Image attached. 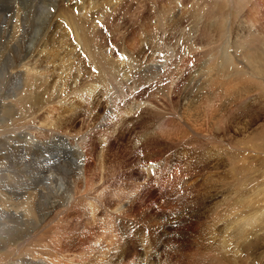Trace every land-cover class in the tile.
<instances>
[{
  "label": "rangeland",
  "instance_id": "374dc122",
  "mask_svg": "<svg viewBox=\"0 0 264 264\" xmlns=\"http://www.w3.org/2000/svg\"><path fill=\"white\" fill-rule=\"evenodd\" d=\"M0 32V205L51 207L21 242L0 231V264H264V0H0ZM227 58L249 92L207 98ZM193 94L220 110L194 128Z\"/></svg>",
  "mask_w": 264,
  "mask_h": 264
},
{
  "label": "bare ground",
  "instance_id": "6f19581e",
  "mask_svg": "<svg viewBox=\"0 0 264 264\" xmlns=\"http://www.w3.org/2000/svg\"><path fill=\"white\" fill-rule=\"evenodd\" d=\"M26 7V6H25ZM31 8V7H30ZM40 11V10H39ZM31 12V11H30ZM169 12V11H168ZM46 13V12H45ZM48 13V12H47ZM37 14V13H36ZM25 15V14H24ZM42 15V14H41ZM69 15V14H68ZM52 16V15H51ZM28 17V16H27ZM32 17V16H31ZM43 17V16H42ZM46 17H47V14H46ZM38 18H39V16H38ZM44 18H45V15H44ZM48 18V17H47ZM43 19V18H42ZM41 19V20H42ZM46 19V18H45ZM217 19V18H216ZM31 20V19H30ZM28 21V20H27ZM26 21V22H27ZM40 21V20H39ZM39 21H38V23H39ZM22 22V21H21ZM30 22V21H29ZM49 22V21H48ZM3 23V22H2ZM24 23V22H23ZM28 23V22H27ZM34 23H35V21H34ZM50 23V22H49ZM218 23V22H217ZM226 23L227 22H225V20L224 21H221L220 22V24H219V27H221V24L223 25V28H225V31H226ZM31 24H33V23H31ZM30 24V25H31ZM239 24V23H238ZM29 25V23L27 24V27H30V26H28ZM50 25V24H49ZM178 25V24H177ZM190 25V24H189ZM32 27H35V25H32L31 26V28ZM38 27H41V26H38ZM218 27V26H217ZM238 27H239V25H238ZM30 28V29H31ZM42 28V27H41ZM240 28V27H239ZM23 29V28H22ZM28 29V28H27ZM26 29V30H27ZM36 29V28H35ZM40 29V28H39ZM16 30H19V29H16ZM29 30V29H28ZM38 30V29H37ZM36 30V31H37ZM50 30V29H49ZM240 30V29H239ZM25 31V30H24ZM40 31V30H39ZM44 31H45V28H44ZM3 32V31H2ZM9 32H14V30L13 31H9ZM26 32V31H25ZM29 32V31H28ZM30 33V32H29ZM45 33H49V32H45ZM44 33V34H45ZM227 33V32H226ZM0 34H1V32H0ZM3 34H4V32H3ZM7 33H5V35H6ZM10 34V33H9ZM15 35H16V33H14ZM18 34V33H17ZM42 34V33H41ZM12 35V34H11ZM21 35V34H20ZM25 35V34H24ZM26 36H30V35H27L26 34ZM26 36H25V39H26ZM0 37H2L1 35H0ZM5 37V36H4ZM12 37V36H11ZM20 36H18V38H19ZM23 37V36H22ZM34 37V36H33ZM41 37H43V35L41 36ZM228 37V36H227ZM6 38V37H5ZM1 39V38H0ZM17 39V38H16ZM25 39H24V41H25ZM48 39V38H47ZM46 39V40H47ZM6 40H8V42H9V39H6ZM6 40H4V41H6ZM11 40H13L12 38H11ZM18 40V39H17ZM35 41H36V39H34ZM3 41V42H4ZM14 41V40H13ZM22 41V40H21ZM31 41V40H30ZM40 41V40H39ZM3 42H2V44H3ZM18 42V41H17ZM6 43V42H5ZM10 43V42H9ZM9 43H7V44H9ZM11 43H13V42H11ZM11 43H10V45H11ZM24 43H26V42H23V44ZM31 43V42H30ZM21 44H22V42H21ZM28 44V43H27ZM32 44V43H31ZM36 44V43H35ZM26 45V44H25ZM46 45V44H45ZM44 45V46H45ZM9 46V45H8ZM16 47H17V45H15ZM19 46H21L20 44H19ZM28 46V45H27ZM33 46V45H32ZM31 46V47H32ZM228 46V45H227ZM4 47H5V45H4ZM10 48H12L11 46H9ZM3 48V47H2ZM19 48V47H18ZM17 48V49H18ZM22 48V47H21ZM20 48V49H21ZM13 49V48H12ZM17 49H16V52H17ZM30 49V47H28V48H26V47H23V49H21L19 52H15V55H17L18 53H20L19 54V58H21V59H23V58H25L26 57V54L28 53V50ZM32 49H33V47H32ZM8 50V49H7ZM44 50H46V49H44ZM168 50V49H167ZM224 51H228V50H226V48H224L223 49ZM15 51V50H14ZM32 51V50H31ZM40 51V50H39ZM4 52V51H3ZM41 52V51H40ZM39 52V53H40ZM31 53V52H30ZM228 55V54H227ZM226 55V56H227ZM229 56H231V54L229 55ZM3 57H4V55H3ZM2 58V57H1ZM0 58V59H1ZM8 58L10 59V57L8 56ZM6 59V58H5ZM13 59H15V58H13ZM17 59V58H16ZM20 59V60H21ZM219 59V58H218ZM220 59H221V57H220ZM18 60V59H17ZM45 60V59H44ZM133 60L132 59H130L129 60V67L131 66V62H132ZM136 61V60H135ZM214 61H215V59H214ZM249 61V60H248ZM134 62V61H133ZM257 63V62H259V60H256V61H254V63ZM3 63V62H2ZM9 63V62H8ZM46 63V62H45ZM126 63V62H125ZM234 63V60H233V58H227V59H225V60H222V61H219V62H212V64L210 63V64H208L207 66H205V68L204 69H206V76H207V91H208V94H207V98L209 97V96H212V98L214 99V98H216L219 94H221V93H223V94H225L226 93V96L229 94L230 95V93L231 94H233V92L235 91L236 93H237V95H240L241 94V91H242V94H246V93H248L249 92V87H250V83H248V81H246L245 80V76H246V74H245V72H244V69L242 70L239 66H237V64H233ZM4 64V63H3ZM98 64V63H97ZM33 65V64H32ZM99 65H100V67H97V68H101V69H103V68H105V69H107V70H109V69H112V70H114V71H116V73L119 71V70H116L114 67H112V64L111 63H107V60L105 59V58H103V57H100L99 58ZM119 65V64H118ZM120 66V65H119ZM209 66H212V68H210ZM219 66V67H218ZM264 66V65H263ZM11 67V66H10ZM38 67V66H37ZM6 68V67H5ZM117 68H119L118 66H117ZM120 68H121V66H120ZM131 68V67H130ZM228 68H230V69H228ZM259 68V67H258ZM9 69V68H8ZM152 69V68H151ZM260 69V68H259ZM39 70V69H38ZM37 70V71H38ZM123 70H125V69H123ZM131 70V69H130ZM202 70V69H201ZM262 70V69H261ZM5 71H7V68H6V70ZM135 71V70H134ZM203 71H205V70H203ZM211 71H212V73H211ZM9 72V71H8ZM18 72V71H17ZM7 73V72H6ZM5 73V74H6ZM12 73V72H11ZM16 72H14L13 74H15ZM40 73H43V72H40ZM169 73V72H168ZM258 73V72H257ZM262 73V72H261ZM7 74H9V73H7ZM6 74V75H7ZM18 74V73H17ZM37 74V73H36ZM147 74V73H146ZM254 74V73H253ZM16 75V74H15ZM20 75V74H19ZM245 75V76H244ZM2 76V75H1ZM195 76H196V74H195ZM126 77V73H124L123 75H120L119 76V78H117L116 80H119V79H121V78H125ZM145 77V76H144ZM173 77V76H172ZM9 78V77H8ZM20 78V77H19ZM19 78H18V80L17 81H19ZM106 78H109V79H115V77H114V75L112 74V72H111V70H109L108 71V74L106 75ZM138 78V77H137ZM147 78V77H146ZM150 78V77H149ZM201 78V77H200ZM204 79V78H203ZM1 80V79H0ZM3 80V79H2ZM4 80H5V78H4ZM9 80V79H8ZM11 80V79H10ZM104 80V79H103ZM151 80V79H150ZM154 80V79H153ZM196 80V79H195ZM36 81V80H35ZM121 81V80H120ZM125 80H123V82H124ZM132 81V80H131ZM200 81H202V80H199V82ZM10 82H12V81H10ZM16 82V81H15ZM113 82V81H112ZM117 82H119V81H117ZM128 82V81H127ZM134 82V81H133ZM0 83H1V81H0ZM5 83V82H4ZM7 83V82H6ZM9 83V82H8ZM23 83V82H22ZM110 83V82H109ZM109 83H107V85H105V86H109L108 84ZM121 83V82H120ZM201 83V82H200ZM199 83V84H200ZM2 84V83H1ZM115 84H116V82H115ZM131 84V83H130ZM138 84V83H137ZM189 84H190V82H189ZM120 84H118V86H119ZM124 85H125V83H124ZM123 85V86H124ZM173 85V84H172ZM176 85V84H175ZM185 85V84H184ZM12 86H13V84H12ZM15 86V85H14ZM40 86H41V84H40ZM198 86V85H197ZM110 87V86H109ZM199 87H200V85H199ZM42 88V87H41ZM111 88V87H110ZM122 88V87H121ZM196 88V87H195ZM8 89H9V87H8ZM13 89H14V87H13ZM12 89V91H14ZM15 89H16V87H15ZM21 89V88H20ZM53 89V88H52ZM92 89H94V88H92ZM112 89V88H111ZM183 89V88H182ZM2 90V89H1ZM106 90V89H105ZM114 90H116V89H113V91ZM120 91H121V89H119ZM181 90V89H180ZM189 90V89H188ZM16 91H17V89H16ZM91 91H93V90H91ZM120 91H118L119 93H120ZM116 92V91H115ZM114 92V93H115ZM179 92V91H178ZM195 92H196V90H195ZM245 92V93H244ZM9 93V92H8ZM181 93V92H180ZM190 93V92H189ZM1 94V93H0ZM174 94V93H173ZM242 94L240 95V96H242ZM3 95H5V94H3ZM12 95V94H11ZM38 95V94H37ZM37 95H35V96H37ZM40 95V94H39ZM104 95V94H103ZM119 95V94H118ZM152 95V94H151ZM192 95V94H191ZM197 95L198 94H193V96L191 97V99H189V100H187L188 98H186V96H185V99H186V101L185 102H183L180 106H181V112H179L180 114V116H182V118L185 120V121H188V123L191 125V122H193V121H197V120H200V121H202L201 120V118H202V115L204 114V115H209V116H211L212 115V112H217V111H220L219 110V108H215V109H213L212 111L210 110V109H208V110H206L204 113H202V114H200V115H197L196 113L195 114H193V113H191V112H193V111H191V110H193L194 108L192 107V103H195L196 101H197V99H196V101L194 100L196 97H197ZM42 96H43V94H42ZM41 96V97H42ZM110 96V95H109ZM117 96V95H116ZM206 96V95H205ZM40 97V96H39ZM168 97V96H167ZM102 99V98H101ZM200 99H202V97L201 98H199V95H198V100H200ZM206 98H204V100H205ZM233 99V98H232ZM235 99V98H234ZM25 100V99H24ZM203 100V101H204ZM208 100H212V99H208ZM194 101V102H193ZM220 101V100H219ZM218 101V102H219ZM165 102H167V101H165ZM164 102V103H165ZM179 102V101H178ZM225 102V101H224ZM110 103V102H109ZM211 103V101L210 102H208V104H210ZM141 104V103H140ZM203 104V103H202ZM178 105V104H177ZM204 105H205V103H204ZM203 105V106H204ZM222 105V104H221ZM220 105V106H221ZM202 106V107H203ZM210 106H211V104H210ZM213 106H215V107H217V105L216 104H213ZM218 107H219V105H218ZM222 107V106H221ZM193 108V109H192ZM207 108H208V106H207ZM206 107H205V109H207ZM200 109V108H199ZM87 110V109H86ZM198 110V109H197ZM9 111V110H8ZM142 112V111H141ZM91 113V112H90ZM96 113V112H95ZM148 113V112H147ZM218 113V112H217ZM214 114H216V113H214ZM213 114V115H214ZM220 113H218V115H219ZM179 116V117H180ZM54 117V116H53ZM208 117V116H207ZM206 117V118H207ZM217 117V116H216ZM59 118H61V116H59L58 117V120H59ZM211 118H213L212 116H211ZM210 118V119H211ZM169 119V122H171L170 120L172 119H170V118H168ZM175 119V118H174ZM181 119V118H180ZM208 119H209V117H208ZM214 119V118H213ZM123 120V119H122ZM177 120H179V118L178 119H176L175 121H177ZM204 120V119H203ZM143 121V120H142ZM153 121V120H152ZM166 121V120H165ZM173 121V120H172ZM174 121V122H175ZM212 121V120H211ZM61 122H62V120H61ZM66 124H67V121H64ZM125 122V121H124ZM159 122V121H158ZM168 122V123H169ZM179 122V121H178ZM181 122V121H180ZM197 122H199V121H197ZM204 122H206V120H204ZM57 123V122H56ZM185 123V122H184ZM188 123H185V124H188ZM208 123V122H207ZM212 123V122H211ZM64 124V123H63ZM123 124V123H122ZM129 124V123H128ZM158 124V123H157ZM170 124V123H169ZM178 124V123H177ZM188 124V125H189ZM195 124V123H194ZM200 124V123H199ZM201 124H203L202 122H201ZM206 124V123H205ZM204 124V125H205ZM61 125H62V123H61ZM70 125V124H69ZM125 125H126V123H125ZM144 125V124H143ZM142 125V126H143ZM180 125V124H179ZM182 125H184V124H182L181 123V126ZM188 125H186V127H188ZM196 125V124H195ZM195 125H191L193 128H194V126ZM66 126V125H65ZM146 126V125H145ZM177 126V125H176ZM206 126H209L208 124L206 125ZM67 127V126H66ZM152 127V126H151ZM168 127V126H167ZM167 127H165V128H163L164 129V131H165V129L167 128ZM190 127V126H189ZM192 127H191V129H192ZM201 127H204V126H201ZM65 128V127H64ZM64 128H62V129H64ZM67 128H69V127H67ZM66 128V129H67ZM88 128V127H87ZM125 128H127L126 126H125ZM124 128V129H125ZM172 128H174V127H172ZM171 128V129H172ZM179 128L181 129V127L179 126ZM199 128V127H198ZM205 128V127H204ZM209 128H211V127H208V130H209ZM71 129V128H70ZM146 129V128H145ZM161 129V128H160ZM179 129V130H180ZM188 129V128H187ZM186 129V130H187ZM177 131L176 130V132H183V130H181V131ZM185 130V131H186ZM204 130V129H203ZM125 131V130H124ZM160 131V130H159ZM170 130H168V132H169ZM194 131H196V130H194ZM206 131V130H205ZM166 132V131H165ZM181 132V133H182ZM121 131H120V129H119V135L121 136ZM157 133H159V132H157ZM174 133V132H173ZM188 133V132H187ZM160 134V133H159ZM162 134H164V133H162ZM167 134V133H166ZM166 134H165V137H166ZM170 134L171 133H169L168 135L170 136ZM118 135V134H117ZM173 135V134H172ZM177 135L179 136V134L177 133ZM132 136V135H131ZM161 136V135H160ZM169 136H167V137H169ZM175 136V135H174ZM181 136V135H180ZM51 137V136H50ZM135 137V136H134ZM153 137V136H152ZM165 137H164V139H165ZM171 137H173V136H171ZM75 139V138H74ZM78 139V138H77ZM117 139V138H116ZM119 139V138H118ZM147 139V138H146ZM162 139V138H161ZM160 139V140H161ZM163 139V140H164ZM167 139V138H166ZM169 139V138H168ZM175 139V138H174ZM60 141V140H59ZM78 141L80 142V144H81V139H80V137H79V139H78ZM84 141V140H83ZM82 141V142H83ZM138 141V140H137ZM162 141V140H161ZM167 141V140H166ZM118 142V141H117ZM141 142V141H140ZM146 142V141H145ZM113 143H115V140H114V142ZM157 143V142H156ZM158 143H160V141H158ZM162 143V142H161ZM62 144V143H61ZM75 144V143H74ZM79 144V145H80ZM138 144V143H137ZM136 144V145H137ZM60 145V144H59ZM115 145V144H114ZM162 145V144H161ZM61 146V145H60ZM81 146V145H80ZM83 146V145H82ZM90 146V145H89ZM141 146V145H140ZM130 147V146H129ZM143 147V146H142ZM146 147V146H145ZM153 148V147H152ZM156 148V147H155ZM67 149V148H66ZM150 149V148H149ZM158 149V148H157ZM29 150V149H28ZM79 151V150H78ZM136 151V150H135ZM147 151V150H146ZM151 151V150H150ZM156 151V150H155ZM130 152H132V151H130ZM158 152V151H157ZM162 152V151H161ZM95 153V152H94ZM153 152L151 151V154H152ZM156 153V152H155ZM60 154V153H59ZM76 154V153H75ZM79 154V153H78ZM162 154V153H161ZM58 155V154H57ZM146 155V154H145ZM148 155V154H147ZM55 156V155H54ZM54 156H53V158H54ZM59 156V155H58ZM99 156V155H98ZM120 156V155H119ZM100 157V156H99ZM98 157V158H99ZM121 157V156H120ZM119 157V158H120ZM148 157V156H147ZM7 158H9V157H7ZM52 158V159H53ZM118 158V157H117ZM122 158H124V157H122ZM126 159V158H125ZM145 159V158H144ZM144 159H142V160H144ZM150 159V158H149ZM148 159V160H149ZM97 160V159H96ZM122 160H124V159H122ZM3 161V160H2ZM94 162V161H93ZM98 162H99V159H98ZM105 162V161H104ZM120 162V161H119ZM118 162V163H119ZM124 162V161H123ZM122 162V163H123ZM143 162V161H142ZM58 164V166H59V164H62V163H57ZM73 165L71 166V170L72 171H74L75 173H78V181H80V183H81V185H82V187L81 188H83L84 190H86V189H88V186L90 185V183H89V179H85V177H86V173H85V169H84V164H82V165H80V164H75V163H72ZM86 164V163H85ZM95 164V163H94ZM97 164V163H96ZM116 165V164H115ZM172 165V164H171ZM66 166V165H65ZM103 166V165H102ZM170 166V165H169ZM58 168V167H57ZM119 168V167H118ZM173 168V167H172ZM61 169V168H60ZM114 169V168H113ZM174 169V168H173ZM66 170V169H65ZM164 170V169H163ZM175 170V169H174ZM60 171V170H59ZM63 171V170H62ZM64 172V171H63ZM165 172V171H164ZM175 172V171H174ZM60 173V172H59ZM162 173H163V171H162ZM161 173V174H162ZM56 174V173H55ZM90 174V173H89ZM170 174V173H169ZM43 175V174H42ZM75 175V174H74ZM171 175V174H170ZM173 175V174H172ZM73 176V175H72ZM166 175H164V177H165ZM168 176V175H167ZM1 177V176H0ZM61 178V177H60ZM79 178H81V180H79ZM87 178V177H86ZM158 178H159V175H158ZM161 178H163L162 177V175H160V179ZM167 178V177H166ZM172 179L174 178V177H171ZM59 179V178H58ZM157 180L156 182L158 183V181H161V180ZM170 179V178H169ZM176 179H178V178H176ZM61 180V179H60ZM76 180V179H75ZM165 180V179H164ZM13 181H15V180H13ZM71 181V180H70ZM77 181V180H76ZM167 181V180H166ZM165 181V182H166ZM173 181V180H172ZM171 181V182H172ZM177 181V180H176ZM175 181V182H176ZM174 182V181H173ZM174 182V183H175ZM76 183V182H75ZM164 183V182H163ZM161 184V183H160ZM165 184V183H164ZM163 184V185H164ZM70 185V184H69ZM88 185V186H87ZM153 185V184H152ZM158 185V184H157ZM166 185V184H165ZM169 185V184H168ZM55 186V185H54ZM61 186H63V183L62 182H60L59 184H58V186L56 187L58 190H60V188H61ZM173 186V185H172ZM171 186V187H172ZM71 187V186H70ZM148 187H150V185L148 186ZM161 187V186H160ZM162 187H164V186H162ZM162 187H161V189H162ZM159 188V187H158ZM79 189V188H78ZM78 189H76V190H78ZM166 189V188H165ZM48 191V190H47ZM74 191V190H73ZM79 191H80V189H79ZM82 191V190H81ZM148 191V190H147ZM162 191V190H161ZM2 192V191H1ZM160 192V191H159ZM158 192V193H159ZM62 193V192H61ZM75 193V192H74ZM73 193V194H74ZM133 193H135V191L133 192ZM5 194V193H4ZM30 194V193H29ZM58 194V193H57ZM72 194V195H73ZM31 195V194H30ZM79 195V194H78ZM166 195V194H165ZM18 196V195H17ZM16 196V197H17ZM26 196H28V195H26ZM73 196H75V194L73 195ZM114 196V195H113ZM137 196V195H136ZM24 197V196H23ZM65 197V196H64ZM3 198H5L6 199V196H3ZM10 198V197H9ZM44 197L43 196H41V194H38V193H34V195H32L31 196V199H29V200H27V202H24V204H22V206L21 207H17V206H13V205H11V203H7V204H5V203H2L1 205H0V231H2V230H4V229H7V228H11L10 230H11V232H17V233H14V235L13 236H15V237H13V236H11L10 237V239H8V240H11V239H14L15 241V243H18V242H21V241H19L18 239H19V237H23V238H25L35 227H37V226H39V225H41V223H42V221L44 220V219H46L47 217H48V214H49V211H50V204L49 203H47V202H44V204H43V201H44V199H43ZM45 198H46V196H45ZM51 198H52V195H51ZM71 198H72V196H71ZM124 198V197H123ZM133 198H134V196H133ZM65 199V198H64ZM69 199H70V196L69 197H67V199H65L64 201H63V203L65 204V205H67L66 203H67V201H69ZM118 199V198H117ZM136 199H137V197H136ZM9 200V199H8ZM20 200V199H19ZM119 200V199H118ZM55 201V200H54ZM122 201V200H121ZM130 201H131V199H130ZM22 202V201H21ZM38 202V203H37ZM120 202V201H119ZM17 203V202H16ZM130 203V202H129ZM13 204V203H12ZM42 204L43 205H45V206H43L42 207ZM62 204V203H61ZM18 205V204H17ZM18 209H20V212L18 211ZM32 209H35V210H32ZM37 209V210H36ZM133 209V208H132ZM170 210V209H169ZM32 211H36V212H40V215L38 216V217H36V216H34V214H31V212ZM17 214V215H16ZM39 214V213H38ZM37 213H36V215H38ZM171 214V213H170ZM16 216L17 217H20L21 219H20V221L18 222L17 221V219L19 220V218H16ZM132 216V215H131ZM90 245V244H89ZM117 247H120V246H118L117 245ZM249 249V248H248ZM50 256V255H49ZM57 257V256H56ZM55 257V258H56ZM47 258H49V257H47ZM58 258V257H57ZM26 259V258H25ZM24 259V260H25ZM78 260V259H77ZM34 261V260H33ZM42 261L43 262H45V260L44 259H42ZM65 261V260H64ZM60 262V261H59ZM19 263H24V264H28L27 262H23V260L22 261H19ZM47 263V262H46ZM10 264H12V263H10ZM30 264V263H29ZM61 264V263H60Z\"/></svg>",
  "mask_w": 264,
  "mask_h": 264
}]
</instances>
